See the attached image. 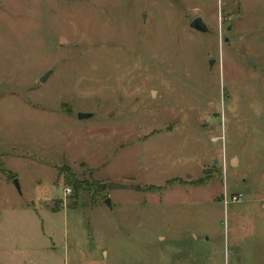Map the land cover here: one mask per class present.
Segmentation results:
<instances>
[{
	"label": "rangeland",
	"instance_id": "374dc122",
	"mask_svg": "<svg viewBox=\"0 0 264 264\" xmlns=\"http://www.w3.org/2000/svg\"><path fill=\"white\" fill-rule=\"evenodd\" d=\"M0 264H264V0H0Z\"/></svg>",
	"mask_w": 264,
	"mask_h": 264
},
{
	"label": "water",
	"instance_id": "95a60500",
	"mask_svg": "<svg viewBox=\"0 0 264 264\" xmlns=\"http://www.w3.org/2000/svg\"><path fill=\"white\" fill-rule=\"evenodd\" d=\"M189 27L193 30H196L198 32H201V33H206L207 32V28L205 27V25L202 23V21L198 18L194 19ZM44 78H42L41 80H43ZM91 115L90 114H80L78 116L79 119H87L89 118ZM14 184L17 185V182L14 181ZM107 203H109V201H107Z\"/></svg>",
	"mask_w": 264,
	"mask_h": 264
},
{
	"label": "crops",
	"instance_id": "0c3cea01",
	"mask_svg": "<svg viewBox=\"0 0 264 264\" xmlns=\"http://www.w3.org/2000/svg\"><path fill=\"white\" fill-rule=\"evenodd\" d=\"M229 163L231 164L232 167H236L239 165L237 157H232L229 159Z\"/></svg>",
	"mask_w": 264,
	"mask_h": 264
},
{
	"label": "trees",
	"instance_id": "16d2710c",
	"mask_svg": "<svg viewBox=\"0 0 264 264\" xmlns=\"http://www.w3.org/2000/svg\"><path fill=\"white\" fill-rule=\"evenodd\" d=\"M174 181H175V183L176 182H178V183H182L181 181H179V180H173V181H170V183L169 184H173L174 183ZM74 189H79V185H74V187H73ZM106 199V198H105Z\"/></svg>",
	"mask_w": 264,
	"mask_h": 264
},
{
	"label": "built area",
	"instance_id": "2783aa9c",
	"mask_svg": "<svg viewBox=\"0 0 264 264\" xmlns=\"http://www.w3.org/2000/svg\"><path fill=\"white\" fill-rule=\"evenodd\" d=\"M66 193L69 194L70 193V190H68Z\"/></svg>",
	"mask_w": 264,
	"mask_h": 264
},
{
	"label": "flooded vegetation",
	"instance_id": "af4514ba",
	"mask_svg": "<svg viewBox=\"0 0 264 264\" xmlns=\"http://www.w3.org/2000/svg\"><path fill=\"white\" fill-rule=\"evenodd\" d=\"M176 183H178V182H176Z\"/></svg>",
	"mask_w": 264,
	"mask_h": 264
}]
</instances>
